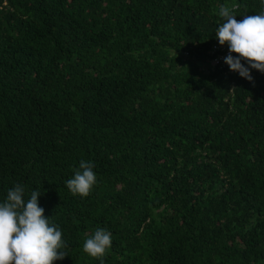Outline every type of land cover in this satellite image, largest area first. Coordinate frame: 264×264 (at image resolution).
<instances>
[{"label":"trees","instance_id":"16d2710c","mask_svg":"<svg viewBox=\"0 0 264 264\" xmlns=\"http://www.w3.org/2000/svg\"><path fill=\"white\" fill-rule=\"evenodd\" d=\"M220 5L264 10L0 0V202L40 191L66 245L54 264H264V73L216 63ZM82 160L87 197L66 187ZM98 228L100 259L83 251Z\"/></svg>","mask_w":264,"mask_h":264},{"label":"clouds","instance_id":"9594fccd","mask_svg":"<svg viewBox=\"0 0 264 264\" xmlns=\"http://www.w3.org/2000/svg\"><path fill=\"white\" fill-rule=\"evenodd\" d=\"M218 15L223 22L215 35L219 44H227L229 50L224 62L231 71L252 82L251 69L264 73V10L238 20L229 6L220 5ZM96 182L93 164L82 160L66 187L74 196L87 197ZM40 195V191H32L25 199L23 186L17 184L0 202V264H54L67 256L62 251L66 247L62 231L44 215L38 203ZM111 244V233L98 228L84 241L83 251L100 259Z\"/></svg>","mask_w":264,"mask_h":264},{"label":"built area","instance_id":"2783aa9c","mask_svg":"<svg viewBox=\"0 0 264 264\" xmlns=\"http://www.w3.org/2000/svg\"><path fill=\"white\" fill-rule=\"evenodd\" d=\"M215 51L217 50H220L225 52V54H220V56L218 57V59L216 60V63H222V65H226V63L224 62V59L227 55H229V50H228V47L223 45L222 47L221 46H216L215 47ZM233 56H236L235 53H232Z\"/></svg>","mask_w":264,"mask_h":264}]
</instances>
